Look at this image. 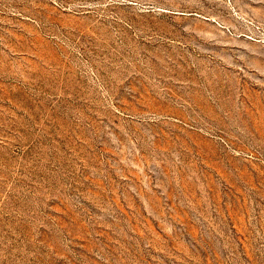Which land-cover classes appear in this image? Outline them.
Returning a JSON list of instances; mask_svg holds the SVG:
<instances>
[{"label":"rangeland","instance_id":"obj_1","mask_svg":"<svg viewBox=\"0 0 264 264\" xmlns=\"http://www.w3.org/2000/svg\"><path fill=\"white\" fill-rule=\"evenodd\" d=\"M0 264H264V0H0Z\"/></svg>","mask_w":264,"mask_h":264}]
</instances>
